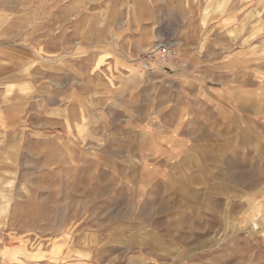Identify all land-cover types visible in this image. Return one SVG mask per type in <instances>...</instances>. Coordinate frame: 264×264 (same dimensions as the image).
I'll list each match as a JSON object with an SVG mask.
<instances>
[{
    "label": "rangeland",
    "instance_id": "1",
    "mask_svg": "<svg viewBox=\"0 0 264 264\" xmlns=\"http://www.w3.org/2000/svg\"><path fill=\"white\" fill-rule=\"evenodd\" d=\"M0 242V264H264V0H0Z\"/></svg>",
    "mask_w": 264,
    "mask_h": 264
},
{
    "label": "crops",
    "instance_id": "2",
    "mask_svg": "<svg viewBox=\"0 0 264 264\" xmlns=\"http://www.w3.org/2000/svg\"><path fill=\"white\" fill-rule=\"evenodd\" d=\"M174 68H176V67H174ZM171 69V68H170ZM175 70V69H174ZM165 70H163L162 72H164ZM165 72H167V70L165 71ZM169 75H171V76H173V77H177V78H179L180 80L182 79L180 76H181V73L180 72H176V71H173V69H171V71H168L167 72ZM184 82V84H183V86L180 84V83H176V82H174V81H172V79L171 80H169V84L168 85H166L167 87H162L161 88V92H160V95L162 96L161 97V99H163L165 102H169L170 104H179L180 103V101L182 102V103H184V101H185V95L184 94H182V93H180V95L178 96L176 93H174V95L172 96V92L173 91H183L184 92V90H185V93H186V87L188 88V85L187 84H190V82H187L186 83V81H183ZM184 85L186 86V87H184ZM198 87H200V85H198ZM201 88H203V86L202 87H200V90H201ZM199 90V91H200ZM221 90H223L224 92H221ZM169 91V92H168ZM207 92V93H206ZM219 92H221V93H219ZM225 87H222V88H215V89H213V90H211V91H208V90H203L202 89V92L201 93H203L204 95H209V96H213V97H218V98H221V99H223L224 100V98L223 97H220V96H223L224 94H225ZM211 94V95H210ZM169 95V96H168ZM225 96V95H224ZM205 98V97H204ZM207 99V98H206ZM209 99V98H208ZM207 99V100H208ZM198 100L199 101H203L202 100V98H198ZM189 101V100H188ZM204 102H206V101H204ZM182 111V110H181ZM187 112V109L185 110V112H184V114L185 115H188V112ZM182 113H183V111H182ZM168 136H170V134L168 135ZM178 136V135H177ZM186 145V144H185ZM184 151V150H183ZM171 154V153H170ZM172 155V154H171ZM176 155H178V154H176ZM174 158V157H173ZM0 245H1V242H0ZM6 249V248H5ZM14 250V249H13Z\"/></svg>",
    "mask_w": 264,
    "mask_h": 264
},
{
    "label": "built area",
    "instance_id": "3",
    "mask_svg": "<svg viewBox=\"0 0 264 264\" xmlns=\"http://www.w3.org/2000/svg\"><path fill=\"white\" fill-rule=\"evenodd\" d=\"M176 56V48L174 44L158 43L155 47L144 51L138 60L143 67V70L148 75L152 76L157 73V68L160 67L161 61H168Z\"/></svg>",
    "mask_w": 264,
    "mask_h": 264
},
{
    "label": "bare ground",
    "instance_id": "4",
    "mask_svg": "<svg viewBox=\"0 0 264 264\" xmlns=\"http://www.w3.org/2000/svg\"><path fill=\"white\" fill-rule=\"evenodd\" d=\"M170 59H171V58H170ZM170 59H169V60H170ZM163 61H165V60H163Z\"/></svg>",
    "mask_w": 264,
    "mask_h": 264
}]
</instances>
